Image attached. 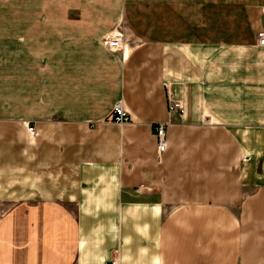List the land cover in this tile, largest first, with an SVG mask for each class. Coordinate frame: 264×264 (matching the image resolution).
I'll return each instance as SVG.
<instances>
[{"label":"crops","instance_id":"1","mask_svg":"<svg viewBox=\"0 0 264 264\" xmlns=\"http://www.w3.org/2000/svg\"><path fill=\"white\" fill-rule=\"evenodd\" d=\"M262 34L264 0H0V264H264Z\"/></svg>","mask_w":264,"mask_h":264},{"label":"built area","instance_id":"2","mask_svg":"<svg viewBox=\"0 0 264 264\" xmlns=\"http://www.w3.org/2000/svg\"><path fill=\"white\" fill-rule=\"evenodd\" d=\"M123 34L122 31L120 32H114L111 34L106 35L102 42L104 45H106L108 48L114 50V51H122L123 49ZM258 44L261 46H264V34L259 36ZM167 87V103H168V110L169 112H175L180 117L184 114V107L182 103H180L174 96L173 92L170 90L169 86ZM110 120L114 121L118 124H125L129 123L132 120L131 114L127 109H125L122 102L116 103L113 109L112 115L109 117ZM157 137H158V151L159 153H162L167 146L166 143V124L165 123H159L155 127ZM28 130L31 133H35V126L29 125ZM111 264H119L118 258L113 257L111 260Z\"/></svg>","mask_w":264,"mask_h":264},{"label":"rangeland","instance_id":"3","mask_svg":"<svg viewBox=\"0 0 264 264\" xmlns=\"http://www.w3.org/2000/svg\"><path fill=\"white\" fill-rule=\"evenodd\" d=\"M0 215H2V216H3V215H4V213H3V212H0Z\"/></svg>","mask_w":264,"mask_h":264}]
</instances>
